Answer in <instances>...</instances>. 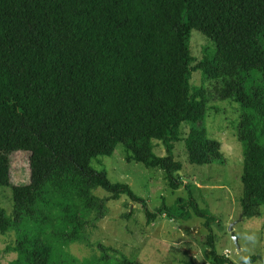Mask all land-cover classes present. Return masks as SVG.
<instances>
[{
  "label": "trees",
  "instance_id": "obj_1",
  "mask_svg": "<svg viewBox=\"0 0 264 264\" xmlns=\"http://www.w3.org/2000/svg\"><path fill=\"white\" fill-rule=\"evenodd\" d=\"M194 31L210 42L199 61ZM198 72L204 81L194 88ZM212 100L239 105L241 205L246 220L259 219L264 0H0V188L11 189L14 202L12 217L0 203V234H17L3 252L17 255L9 264H143L102 244L100 255L84 260L69 251L90 246L88 235L108 202L123 197L143 207L149 224L159 216L203 219L212 264H236L218 250L217 218L194 195L154 212L128 184L112 183L92 165L123 145L128 163L162 170L179 190L177 144L184 142L196 166L222 156L204 125ZM16 153L31 155V180L22 186L12 184Z\"/></svg>",
  "mask_w": 264,
  "mask_h": 264
},
{
  "label": "rangeland",
  "instance_id": "obj_2",
  "mask_svg": "<svg viewBox=\"0 0 264 264\" xmlns=\"http://www.w3.org/2000/svg\"><path fill=\"white\" fill-rule=\"evenodd\" d=\"M208 44L210 42L205 36L194 31L191 46L197 61ZM203 81L201 73L193 74L194 88L201 87ZM209 107L204 125L209 136L220 142L222 156L213 164L196 166L190 163L184 142L177 144L174 155L183 164L179 177L184 184L179 190L171 189L162 170L128 163L123 145L118 146L112 157H99L92 165L99 171H106L112 183L128 184L154 212H158L164 203L173 206L179 198L194 195L200 206L217 218L213 234L222 254L228 255L236 264H264V208L261 218L246 220L241 205L244 150L237 135L239 105L232 101L212 100ZM189 131V126H185L183 134L187 136ZM157 144L156 153L164 156L163 146ZM30 156L28 153L11 156L13 185L30 183ZM97 195L103 199L111 196L104 190L97 191ZM0 203L7 215L12 217L14 202L11 189L0 188ZM232 228L233 231L230 230ZM210 234L205 221L197 216L180 222L159 216L156 222L149 224L143 207L123 197L108 202L107 215L94 225L88 235L90 246L87 243L73 244L69 251L84 260L100 255L98 248L102 244L143 264H212L211 247L208 245ZM16 240V232L0 234L3 264L17 258L16 254L3 253L14 246ZM251 256H257L259 260L248 263L247 258Z\"/></svg>",
  "mask_w": 264,
  "mask_h": 264
},
{
  "label": "water",
  "instance_id": "obj_3",
  "mask_svg": "<svg viewBox=\"0 0 264 264\" xmlns=\"http://www.w3.org/2000/svg\"><path fill=\"white\" fill-rule=\"evenodd\" d=\"M230 230L233 231V228L230 229ZM233 236H234L235 243H236V245H237L238 248H239V241H238V239L235 237L234 233H233ZM239 249H240V248H239Z\"/></svg>",
  "mask_w": 264,
  "mask_h": 264
}]
</instances>
